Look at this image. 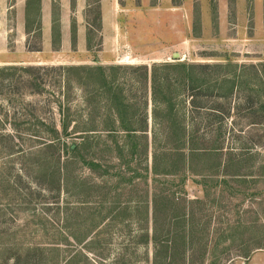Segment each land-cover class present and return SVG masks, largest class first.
<instances>
[{
  "label": "rangeland",
  "instance_id": "1",
  "mask_svg": "<svg viewBox=\"0 0 264 264\" xmlns=\"http://www.w3.org/2000/svg\"><path fill=\"white\" fill-rule=\"evenodd\" d=\"M177 61L207 65L176 108L198 152L152 130L150 81L126 69ZM70 65L119 66L137 129L148 101L147 135L64 136L66 113L78 129L104 115L103 94L66 84ZM1 74L0 264H154L155 228L189 229L177 264H263L264 0H0Z\"/></svg>",
  "mask_w": 264,
  "mask_h": 264
},
{
  "label": "trees",
  "instance_id": "2",
  "mask_svg": "<svg viewBox=\"0 0 264 264\" xmlns=\"http://www.w3.org/2000/svg\"><path fill=\"white\" fill-rule=\"evenodd\" d=\"M207 65L203 64H193L186 61H177L175 63L164 62L152 65L151 68H148L147 65L140 66H130L126 68L131 71H142L140 78L145 81H150L151 88V105H150V117L152 119V130L155 128L160 129L161 134H163L165 143L169 144L171 150H182L184 147L188 146L189 150H197L196 147H193V141L190 140L187 136L184 116L179 113V108H177V101L179 100L182 90L191 94V101L195 105L194 97H198L201 91L204 90L203 86L206 83V78L203 76ZM120 69L117 65H110L109 67H103L102 65H70L63 68L66 84L69 87L74 84L78 85L81 89L87 92L86 96H91L93 92L97 94H103V99L99 102V107L104 110V115L102 122L100 121L99 125H95L92 122L93 116L89 115L86 121H84L85 127L78 129L76 121L72 120L69 115L66 113L65 117L62 119V132L64 136H68L69 126L73 124L75 132H80L82 134H90L94 131H105L108 134H118L119 132H125L128 138L135 137L136 131L140 130L144 135H147L148 129L150 128L148 108L149 104L147 99L142 103V118L140 120L139 129L136 128V117L135 113V104L128 103L125 98L122 96V91L120 89L116 90L119 85V81L114 75V71ZM160 70V71H159ZM159 71V72H158ZM158 72V73H157ZM72 74H76L74 78ZM1 74L0 85L4 82V76ZM140 82V80H137ZM221 76L215 80L213 85L217 91L221 90ZM179 89V90H177ZM221 97V94L218 95ZM88 98V97H86ZM90 100L87 103L89 107L95 108V104H91ZM260 109L264 111V104L260 103ZM90 109V110H91ZM216 110L215 108H212ZM139 116V114H138ZM95 120V119H94ZM264 124V118L262 121ZM55 136L58 134L55 133ZM87 138V137H85ZM147 144V143H146ZM134 147V143L131 144ZM74 145L70 146L72 149ZM76 149V148H75ZM203 150V149H201ZM194 151V152H196ZM199 153H203L199 152ZM179 155H181L179 153ZM183 155V154H182ZM180 157L178 158V160ZM183 164L185 166V157L182 156ZM189 165L188 163H186ZM93 167L95 164L91 163ZM153 171L156 172L157 168L155 163H153ZM172 172V170H170ZM168 204L164 201V198L158 195L157 193L153 195V217L156 215V203ZM160 206L162 209L164 207ZM167 206V205H166ZM160 208V209H161ZM189 229H186L182 232L181 241L176 242L177 234L172 235V240L161 241L157 237L156 228L153 230L154 235L149 239L153 243L154 247V264L156 260L161 256L163 263L161 264H177L174 262L175 255L185 256V254L190 250L189 242ZM148 239V236H147ZM142 242H144L142 240ZM146 242V239H145Z\"/></svg>",
  "mask_w": 264,
  "mask_h": 264
},
{
  "label": "water",
  "instance_id": "3",
  "mask_svg": "<svg viewBox=\"0 0 264 264\" xmlns=\"http://www.w3.org/2000/svg\"><path fill=\"white\" fill-rule=\"evenodd\" d=\"M179 53H173V57H174V59H177V58H179Z\"/></svg>",
  "mask_w": 264,
  "mask_h": 264
},
{
  "label": "crops",
  "instance_id": "4",
  "mask_svg": "<svg viewBox=\"0 0 264 264\" xmlns=\"http://www.w3.org/2000/svg\"><path fill=\"white\" fill-rule=\"evenodd\" d=\"M263 264H264V262H263Z\"/></svg>",
  "mask_w": 264,
  "mask_h": 264
}]
</instances>
